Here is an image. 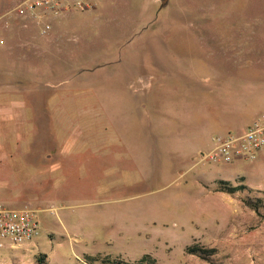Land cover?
Returning a JSON list of instances; mask_svg holds the SVG:
<instances>
[{
	"label": "rangeland",
	"instance_id": "obj_1",
	"mask_svg": "<svg viewBox=\"0 0 264 264\" xmlns=\"http://www.w3.org/2000/svg\"><path fill=\"white\" fill-rule=\"evenodd\" d=\"M24 1L0 0V33L29 37L14 12ZM107 2L76 25L34 33L55 42H25L0 56V155L30 156V169L16 165L22 178L34 175L32 192L20 193L15 209L27 203L41 228L25 247L3 242L0 264H88L86 255L96 264H134L145 254L158 264H212L187 253L195 243L215 249L214 264H264V208L258 214L242 199L264 204V148L222 176L249 188L235 195L216 191L213 173L202 178L204 190L175 192L153 181L155 166L147 181L129 157V136L141 134L140 125L131 133L130 111L144 97L143 58L159 55L151 42H192L199 54L215 55L223 42H246L262 60L264 0Z\"/></svg>",
	"mask_w": 264,
	"mask_h": 264
},
{
	"label": "crops",
	"instance_id": "obj_2",
	"mask_svg": "<svg viewBox=\"0 0 264 264\" xmlns=\"http://www.w3.org/2000/svg\"><path fill=\"white\" fill-rule=\"evenodd\" d=\"M107 1L97 0L92 9H103ZM90 10L69 12L60 17H30L26 22L20 18L29 37L15 38L3 31L0 56H6L9 47L25 42L34 47L37 42H55L54 38H39L42 33H38V29L42 30L43 24L53 23L59 31L69 20L76 25V19ZM7 22V19L2 21ZM156 43L159 52L156 61L151 56L143 58L146 70L141 86L143 100L131 105V133L136 125L141 126L139 138L129 136L131 166L147 181H150V168L155 166L153 181L176 185L175 192L204 190L203 177L213 173L219 181H225L222 176L229 175L244 161L215 164L205 160L204 155L215 147L214 138L242 135L256 122L264 125V59L257 60L256 48L246 42H223L217 55L211 54L213 52L199 54L190 48L192 42H151V45ZM259 46L264 53V42ZM22 57L32 58L31 55ZM29 157L0 155V204L19 208L23 206L18 202L20 193L26 190L31 194L29 182L33 174L29 172L22 178L19 171L23 168L16 165L23 160L20 163L30 169L34 164L26 161ZM198 168L197 176L178 181ZM45 178L46 185V175ZM211 178L210 183L217 182L215 177ZM25 182L28 183L26 188ZM184 183L187 187H182ZM24 205L28 207L27 203ZM188 206L194 215H203L197 205Z\"/></svg>",
	"mask_w": 264,
	"mask_h": 264
},
{
	"label": "built area",
	"instance_id": "obj_3",
	"mask_svg": "<svg viewBox=\"0 0 264 264\" xmlns=\"http://www.w3.org/2000/svg\"><path fill=\"white\" fill-rule=\"evenodd\" d=\"M97 0H25L15 10L17 17L26 22L30 17H60L69 12H83L93 8ZM50 24L41 30L47 34ZM4 41L0 39V48ZM215 147L204 159L213 163L231 164L239 160H253L264 148V125L256 122L249 126L242 135L217 136ZM41 234V228L35 212L26 207L13 209L0 204V248L3 242L10 243L12 248H22L34 242Z\"/></svg>",
	"mask_w": 264,
	"mask_h": 264
},
{
	"label": "trees",
	"instance_id": "obj_4",
	"mask_svg": "<svg viewBox=\"0 0 264 264\" xmlns=\"http://www.w3.org/2000/svg\"><path fill=\"white\" fill-rule=\"evenodd\" d=\"M169 3V0H161V5L162 8L166 7ZM249 188H247V186L245 185H239V186H230V184H228L225 181H218L217 182V188L216 191L218 192H223V193H227L229 195H235L237 192L239 191H245ZM243 202L245 205H247L249 208H251L252 210H254L256 213H260V208H264V204H260L263 203L260 200V203L258 201V199L254 200V198L252 197H244L242 198ZM186 251L188 254L190 255H194L199 257L201 260L209 262L214 264L212 257L214 256L215 253V249H210L207 248L203 245H200L198 243H195L193 245H190L186 248ZM85 259L87 260L88 264H96L99 261L98 257H94V256H88L86 255ZM111 264H122V263H127V262H123L121 260H118L117 263H112ZM129 264V263H127ZM134 264H158L157 259L151 255V254H145L142 256V258L134 263Z\"/></svg>",
	"mask_w": 264,
	"mask_h": 264
}]
</instances>
